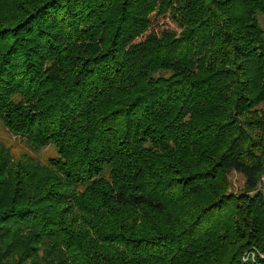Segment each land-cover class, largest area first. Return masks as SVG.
<instances>
[{
	"label": "trees",
	"instance_id": "16d2710c",
	"mask_svg": "<svg viewBox=\"0 0 264 264\" xmlns=\"http://www.w3.org/2000/svg\"><path fill=\"white\" fill-rule=\"evenodd\" d=\"M0 123V264H264V0H0Z\"/></svg>",
	"mask_w": 264,
	"mask_h": 264
},
{
	"label": "rangeland",
	"instance_id": "374dc122",
	"mask_svg": "<svg viewBox=\"0 0 264 264\" xmlns=\"http://www.w3.org/2000/svg\"><path fill=\"white\" fill-rule=\"evenodd\" d=\"M0 142L8 146L16 158H35L46 162L50 156L56 155L54 147L37 149L28 144L22 137L13 134L0 123ZM236 187L241 184L242 177L234 175Z\"/></svg>",
	"mask_w": 264,
	"mask_h": 264
},
{
	"label": "built area",
	"instance_id": "2783aa9c",
	"mask_svg": "<svg viewBox=\"0 0 264 264\" xmlns=\"http://www.w3.org/2000/svg\"><path fill=\"white\" fill-rule=\"evenodd\" d=\"M250 255H253L252 257H254V254L252 253V254H250V253H248V254H246V256H245V260H247L249 257H250Z\"/></svg>",
	"mask_w": 264,
	"mask_h": 264
}]
</instances>
